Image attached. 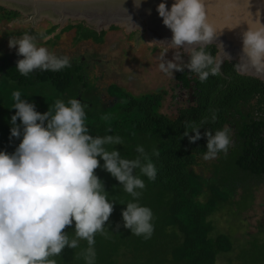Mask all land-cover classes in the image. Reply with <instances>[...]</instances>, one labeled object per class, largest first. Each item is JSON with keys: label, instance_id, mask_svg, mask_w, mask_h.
Listing matches in <instances>:
<instances>
[{"label": "trees", "instance_id": "trees-1", "mask_svg": "<svg viewBox=\"0 0 264 264\" xmlns=\"http://www.w3.org/2000/svg\"><path fill=\"white\" fill-rule=\"evenodd\" d=\"M19 18V13L0 8V22ZM50 25L44 37L56 31L57 27ZM70 25L65 31L78 30L77 41L103 42L104 31L99 35L82 24ZM29 33L44 39L36 31ZM203 48L216 60L215 46ZM236 64L225 62L221 66L222 74L209 76L204 82L187 69L180 72L178 78L184 88L193 84L195 103L180 109L175 117L161 113L164 100L161 93L137 97L116 87L111 88V94L119 100L114 107L100 111L99 106L85 108L86 126L91 135L121 137V145L108 147H117L127 159L137 158L140 154L136 147L143 146L157 169L154 181L141 176L146 187L139 203L151 208L154 214V232L149 239L123 227L121 212L132 197L107 172L96 170L109 199L116 205L104 233L95 236V264H217L219 258L235 250L234 240L215 232L211 218L219 207L232 202L239 188L245 193L246 183H264V81L242 74L233 67ZM46 72L43 84L38 87L31 75H20L15 66L0 68V151L12 153L20 142L10 140V119L15 114L14 110L10 111L13 91H21L22 99L33 102L42 114L57 99L66 102L75 98L81 85L80 71H69L66 67ZM55 76L60 77L54 81ZM46 85L53 90L47 92ZM187 122L201 126L202 136L206 130L215 132L224 126L231 130L232 143L227 154L217 155L219 160L212 167L209 183L195 173L197 167L207 168L203 163L207 140L189 143L187 137L180 139ZM135 174L140 175L139 169ZM65 231L74 238L73 229ZM87 247V241L80 240L76 249L65 248L54 258L57 264H85L82 252ZM252 248L257 256L250 264H264V239L249 243L246 250ZM238 249L236 260L243 264Z\"/></svg>", "mask_w": 264, "mask_h": 264}, {"label": "clouds", "instance_id": "clouds-1", "mask_svg": "<svg viewBox=\"0 0 264 264\" xmlns=\"http://www.w3.org/2000/svg\"><path fill=\"white\" fill-rule=\"evenodd\" d=\"M133 3L139 9L143 0ZM156 11L172 33L170 41L157 43L165 49L160 56L161 72L174 76L187 69L200 82L220 74L222 62L217 63L203 47H195L218 38L207 23L205 0H174L170 8L161 2ZM40 36L46 38L43 33ZM241 39L240 62L233 67L251 66L258 74L264 73V24L249 26ZM8 46L21 57L16 71L22 76L37 69L60 71L70 66V57H58L38 46L37 38L28 33L10 36ZM170 48L186 49L187 62L179 54L166 59ZM243 60L247 65L241 64ZM12 99L10 111L15 114L10 119V140L20 142L12 153L0 151V264H57L54 257L65 248L76 249L80 240L88 245L82 252L85 264H95V236L104 233L116 205L96 174L98 168L132 197L121 212L123 227L149 239L154 232V214L139 203L146 187L141 176L154 181L157 169L144 147H136L140 155L135 159L122 157L117 147L109 148L121 145V137L91 135L86 105L76 98L57 99L43 114L33 102L22 99L19 90L13 91ZM212 119L215 121V115ZM201 129L195 122H187L180 139L187 137L189 143H196L206 138V161L221 152L227 154L232 143L228 126L215 132L206 130L203 136ZM136 169L140 175L135 174ZM69 228L74 230V238L65 231Z\"/></svg>", "mask_w": 264, "mask_h": 264}, {"label": "rangeland", "instance_id": "rangeland-1", "mask_svg": "<svg viewBox=\"0 0 264 264\" xmlns=\"http://www.w3.org/2000/svg\"><path fill=\"white\" fill-rule=\"evenodd\" d=\"M70 24L76 25L77 23L70 21L64 26ZM50 27L51 25L46 20L37 22L20 19V21L13 23L0 22V63L5 58H18L16 50L10 49L8 46L10 36L19 37L24 33L30 34L31 30L40 34ZM56 32L59 33L60 29ZM104 32L103 42L101 43V40L95 41L98 44L91 41H77L78 35L75 29L65 33L60 32L59 36L56 33L42 40L38 39L37 44L46 47L58 57H70V61L76 59L78 62L81 57L85 56L102 60L103 66L97 67L90 74L91 77L98 76L101 78L96 86L99 93L103 91V105L99 106V99H95V104L100 107L98 108L99 111L112 107L116 103L105 92L111 83L117 84L126 92L137 97L164 89L168 95L163 100L161 113L170 117H175L180 109L188 107L176 99L177 93L173 91L176 73L174 76H169L159 70L160 56L165 52L164 48L144 39L139 35V32L131 35L123 28L110 29ZM175 54L181 55L183 60L187 62L188 54L176 48L167 50L166 59L171 60ZM92 83L94 84V81ZM218 160V156L212 160H203L207 168L204 166L197 167L195 173L205 183H209L212 179V167L218 163ZM245 188L248 189H245V193L242 188H239L231 200L232 202L219 207L218 212L211 218L216 227L215 232L229 235L236 245L235 250L230 255L219 258L217 264H239L236 260L239 247V259L243 264H250L251 259H255L254 256H257V252L253 250L254 248L246 250V247L256 239H264V183H246Z\"/></svg>", "mask_w": 264, "mask_h": 264}, {"label": "water", "instance_id": "water-1", "mask_svg": "<svg viewBox=\"0 0 264 264\" xmlns=\"http://www.w3.org/2000/svg\"><path fill=\"white\" fill-rule=\"evenodd\" d=\"M161 2H166L170 8L174 0H143L139 9L134 7L133 0L125 3L124 0H0V8L17 12L32 21L46 20L61 27L70 21L86 22L99 34L112 26L125 28L128 33L140 31L149 42L161 46L157 43L170 41L172 37L156 11ZM205 8L207 23L218 38L195 47L215 46L217 63H239L242 33L249 26L256 27L257 22L264 24V0H205ZM181 50L188 54L186 49ZM241 64L247 65V61L243 60ZM239 71L264 81V73L258 74L251 66Z\"/></svg>", "mask_w": 264, "mask_h": 264}, {"label": "flooded vegetation", "instance_id": "flooded-vegetation-1", "mask_svg": "<svg viewBox=\"0 0 264 264\" xmlns=\"http://www.w3.org/2000/svg\"><path fill=\"white\" fill-rule=\"evenodd\" d=\"M20 19H26V18L25 17H21L19 19H16V20H13V21L7 22V23H13V22H16V21H20ZM48 23L52 24L51 22H48ZM77 24H81V23H77ZM72 25H74V24H72ZM82 25L85 28L96 32L95 28L93 26H89L86 22H83ZM68 26H71V25H67L66 27L65 26H63V27L56 26L57 27L56 31H58V29H60L61 33H63V32L65 33L66 32L65 29ZM49 29L50 28H48L47 31ZM123 29L126 30L125 28H123ZM56 31L53 34H56L57 33ZM136 32H139V35L147 40L145 33H141L140 31H136ZM136 32H131L129 34L132 35L133 33H136ZM59 33H57L58 36H59ZM53 34H51V35H53ZM76 34L78 35V30H76ZM31 35H33V34H31ZM39 40H42V39H39ZM86 41H91L94 44H98L97 42L95 43L94 40H86ZM99 44H101V43H99ZM159 47H162V46H159ZM162 48H164V47H162ZM18 59H20V58L18 57V58H5V59H2V61L0 63V68H4V67H8V66H15L16 67V61ZM102 66L103 65H102V60L101 59H97V58H94L92 56H87V57L85 56V57H81L78 62L76 61V59L75 60H71L70 61V66L67 67L69 71L70 70L80 71L78 73V76H79V78L81 80V85L78 87L79 89H78L77 93L75 94V98L80 100L83 105H86V107L97 106L95 104V99L96 98L99 99V102H100L99 106L103 105L102 104L103 103V91L99 93L98 87L96 86V84L101 80V78L98 77V76H96V77L95 76L94 77L90 76V74H92V72L95 69H97V67H102ZM46 73H47L46 71L37 69V70L33 71L32 73H30L29 75H31L34 78V80H33L34 82H38L37 84H38V87H39L41 84H43L42 80L45 77V75H43V74H46ZM179 74H180V72H176L175 86L173 88V91H175V93H177V98H176L177 100H180L181 103H185L187 106H190L191 104L195 103V95H194L195 94V90L193 89V84L190 85V87L184 88L182 83L180 82V80L178 78ZM59 77L60 76H55L54 77V81H56L57 78L59 79ZM92 81H94V84L92 83ZM48 86L49 85H46V87H48ZM112 87H116L118 89H122V88L119 87L115 83H111V84L108 85V87L105 90L107 96L112 98V99H114V101L116 102L112 106V107H114L117 103H119V100H118V98L116 96L111 95V88ZM46 90H47V92H50V91L53 90V88L49 86L48 88H46ZM122 90H124V89H122ZM157 93H161L164 96V98H166V96L168 95V93L164 89H162L161 91H158L156 93H153V94H157ZM129 94H131V93H129ZM64 95H67V94H64ZM145 95H151V94H145ZM132 96H134V95H132ZM141 96H143V95H141ZM112 107H108V108H112Z\"/></svg>", "mask_w": 264, "mask_h": 264}]
</instances>
